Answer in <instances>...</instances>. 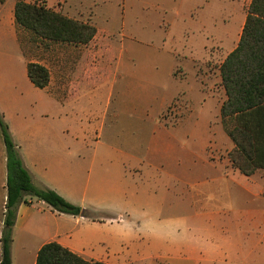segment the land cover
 Here are the masks:
<instances>
[{
  "label": "crops",
  "instance_id": "obj_1",
  "mask_svg": "<svg viewBox=\"0 0 264 264\" xmlns=\"http://www.w3.org/2000/svg\"><path fill=\"white\" fill-rule=\"evenodd\" d=\"M9 22L14 27L13 16ZM230 28L227 47L233 43L234 26ZM82 59L77 70L60 63L54 74L39 62L50 72L48 85L38 88L41 116L51 115L60 127L25 128L11 137L34 184L66 197L55 174L71 183L85 177L87 189L92 183L88 195L84 190L89 205L77 203L90 217L59 213L42 200L24 196L12 227L11 264H36L38 250L49 241L84 260L107 264H264V169L245 175L233 167L228 153L234 144L222 127L220 107V120L208 136L205 131H188V139L199 138L197 145L180 148L166 142L129 150L115 142L90 145V138L98 134L93 120L108 113L111 97H106L101 112L91 114V122H77V104L84 93L81 81L88 78ZM69 129L68 136L64 132ZM6 197L4 146L0 238ZM1 258L0 241V262Z\"/></svg>",
  "mask_w": 264,
  "mask_h": 264
},
{
  "label": "rangeland",
  "instance_id": "obj_2",
  "mask_svg": "<svg viewBox=\"0 0 264 264\" xmlns=\"http://www.w3.org/2000/svg\"><path fill=\"white\" fill-rule=\"evenodd\" d=\"M15 1L0 0V117L10 135L60 127L51 115L41 116L42 93L28 80L24 63H46L54 74L60 63L77 70L82 57L88 78L81 81L77 122H91V114L101 112L111 97L101 126L93 120L98 134L90 145L115 142L129 150L172 142L181 148L199 143L197 137L188 139L189 130L208 136L219 122L217 109L225 99L219 67L235 46L250 0H26L88 21L97 32L88 44L24 39L22 48L9 22ZM231 25L233 43L227 47ZM64 133L69 136L70 129ZM54 176L68 199L58 192L62 197L89 205L85 177L71 183L63 174Z\"/></svg>",
  "mask_w": 264,
  "mask_h": 264
},
{
  "label": "trees",
  "instance_id": "obj_3",
  "mask_svg": "<svg viewBox=\"0 0 264 264\" xmlns=\"http://www.w3.org/2000/svg\"><path fill=\"white\" fill-rule=\"evenodd\" d=\"M13 22L21 48L24 39L88 44L97 32L95 25L36 1L16 0ZM23 34L29 35L28 38ZM26 73L37 88L42 89L49 83V69L39 62H27ZM219 73L226 96L220 106L221 124L234 144L228 157L233 167L251 175L258 169H264V0H250L239 41L220 64ZM0 130L6 153L7 189L0 264H11L12 227L17 206L24 196L42 200L59 213L90 215L85 208L67 201L56 191L34 184L1 117ZM36 264L107 263L84 260L60 243L49 241L38 250Z\"/></svg>",
  "mask_w": 264,
  "mask_h": 264
}]
</instances>
